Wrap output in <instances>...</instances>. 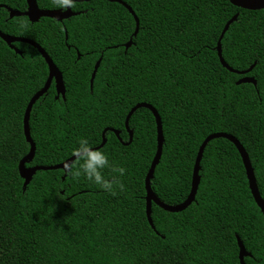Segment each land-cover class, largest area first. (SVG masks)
Returning <instances> with one entry per match:
<instances>
[{
	"label": "trees",
	"instance_id": "obj_1",
	"mask_svg": "<svg viewBox=\"0 0 264 264\" xmlns=\"http://www.w3.org/2000/svg\"><path fill=\"white\" fill-rule=\"evenodd\" d=\"M74 0L79 15L62 22L9 18L0 8V32L33 41L61 73L64 99L52 82L31 108L28 127L35 146L26 168L53 167L71 158L81 138L93 149L105 129L129 141L124 122L136 104L157 112L163 146L150 188L165 205L183 203L190 191L197 151L216 133L235 138L246 152L264 201V9L246 11L227 0ZM40 10L62 11L57 0H36ZM0 5L26 11L25 0ZM219 63L216 45L224 25ZM67 39L65 40V32ZM131 39L132 45H124ZM0 39V264H239L237 239L264 264V217L255 205L240 156L225 139L211 140L200 161L194 202L179 213L151 204L145 214L144 179L156 152V125L144 108L128 121L129 145L104 133L99 149L123 167V188L102 191L83 175L37 171L29 184L18 173L28 154L23 115L45 84L48 68L25 43ZM79 56V57H78ZM99 67L89 89L96 62ZM75 160L73 163H75ZM103 175L111 177L109 169ZM62 231H57V230Z\"/></svg>",
	"mask_w": 264,
	"mask_h": 264
},
{
	"label": "water",
	"instance_id": "obj_2",
	"mask_svg": "<svg viewBox=\"0 0 264 264\" xmlns=\"http://www.w3.org/2000/svg\"><path fill=\"white\" fill-rule=\"evenodd\" d=\"M109 2H116L119 3L120 5H122L123 8H125L128 13L133 17V20L135 22V29L134 32L132 34V38L136 36V34L138 33V26H139V22L138 19L136 18L135 14L133 13V11L131 10V8L129 6H127L125 3L121 2L120 0H106ZM232 6L241 9V10H246V11H260L264 9V0H227ZM26 2V11L25 12H18V11H14L9 9L6 6H2L0 5V8L6 9L8 14H9V18H13V17H26L30 23H36L39 19L41 18H50V19H54L58 22H62L63 20H67L71 17L77 16L79 15V13H73L70 9L66 10V11H45V10H40L37 6L36 0H25ZM238 15L236 14L234 17H232L223 27V30L221 31V34L219 36V39L217 41V45H216V52H217V57L219 60V63L221 64V66L226 69L227 71L237 74L239 76H242V78L240 80H238L236 82V85H242V84H250L253 87L256 86V82L253 78L251 77H247L246 75L249 74L252 71V67L249 68L247 71H235L233 69H231L223 60L222 55H221V40L224 36V34L227 32L229 26L234 23L237 20ZM65 32V31H64ZM0 39L12 50L15 51V53L21 55V53L15 49L13 47V43L15 42H19V43H25L28 44L29 46H31L32 48H34L38 54L42 57V59L44 60L47 68H48V76L46 79V82L44 84V86L37 92L35 93V95H33V97L30 99V101L28 102L24 115H23V120H22V125H23V134L25 137L26 142L29 145V152L28 154L19 162L18 164V173L20 178L24 181V186H26L27 184H29V182L31 181L32 177L35 175V173L37 171H54V170H60L64 172V162L61 164H58L56 166L53 167H32V168H26L25 164L29 163L32 161L33 156H34V151H35V146L34 143L32 142L31 138H30V134H29V127H28V121H29V116H30V112H31V108L34 105V103L41 98L42 96H44L51 83H54V89H55V99H58L59 97H61L62 99H64V94H65V88L63 85V81H62V76L61 73L58 71V69L56 68V66L53 64V62L51 61V59L49 58V56L45 53V51L36 43H34L33 41L27 40V39H23L20 37H11V36H7L4 35L0 32ZM67 39L66 36V32H65V40ZM132 45L131 39L128 41V43L126 45H124V49L127 50L130 46ZM79 57V56H78ZM99 63H100V59L96 62V64L94 65L91 77H90V81H89V89H92V84H93V80L95 78V74L96 71L99 67ZM140 108H144L147 109L148 111L151 112V114L153 115V118L155 120V125H156V152L155 155L152 159L150 168L147 172V175L144 179V188H145V214H146V219L148 224L150 225V227L153 229V224H152V220H151V204L156 205L158 208L162 209L165 212L168 213H179L182 212L183 210H185L187 207H189V205H191L194 202V198L197 192V188L199 185V176L198 173L200 171V161H201V157L203 154V150L205 148V146L207 145V143H209L211 140L214 139H225L228 142H230L236 149L238 155L240 156L242 165L244 167L245 170V175H246V179H247V183H248V188L249 191L251 193V196L253 198V201L255 203V205L257 206V208L260 210L261 214L264 217V201L261 199L257 186H256V182H255V178H254V174H253V170L251 167V164L249 162L248 156L246 154V152L244 151V149L242 148V146L238 143V141L233 138L230 135L224 134V133H216V134H211L209 136H207L204 141L202 142V144L200 145L198 151H197V155H196V159L194 162V166L192 169V176H191V185H190V191L189 194L186 198V200L181 203L180 205L177 206H168L163 204L162 202H160L157 197L153 194V192L151 191L150 188V181L153 177V173L155 170V167L158 165L160 157H161V152H162V146H163V135H162V128H161V122H160V118L157 114V112L155 111V109L153 107H151L150 105L147 104H136L134 107H132L130 109V111L127 113L126 118H125V122H124V126L125 129L129 135V141L128 143L124 144L122 143L120 137H119V133L117 131L111 130V129H105L102 132L101 135V139L102 142L100 144V146L96 149H101L104 144H105V138H104V133L106 131H111L114 133V135L116 136V138L118 139V141L122 144V145H129L132 139V132L128 129V121L131 117V115L138 109ZM75 160H77V157L72 156L71 158H69L66 161H69L70 163H73ZM66 174L64 172L63 175V179L65 178ZM237 246H238V261L239 264H244V258L246 257H250V254L247 253L242 245V243L240 242V240L237 239Z\"/></svg>",
	"mask_w": 264,
	"mask_h": 264
},
{
	"label": "clouds",
	"instance_id": "obj_3",
	"mask_svg": "<svg viewBox=\"0 0 264 264\" xmlns=\"http://www.w3.org/2000/svg\"><path fill=\"white\" fill-rule=\"evenodd\" d=\"M74 0H57V5L62 11L73 7ZM71 155L77 157L75 163L64 162V172L68 176L83 175L88 181L98 186L102 191L115 194V187L123 188L120 177L125 173L123 167L115 166L109 162L108 155L99 149H93L90 141L86 138L79 139L71 149ZM109 169L113 175L106 177L103 170ZM62 231V230H57Z\"/></svg>",
	"mask_w": 264,
	"mask_h": 264
}]
</instances>
